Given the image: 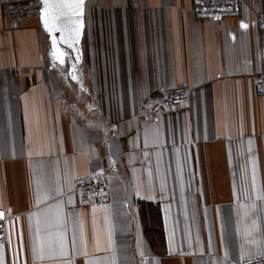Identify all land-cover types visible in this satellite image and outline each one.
<instances>
[{"label":"crops","instance_id":"crops-1","mask_svg":"<svg viewBox=\"0 0 264 264\" xmlns=\"http://www.w3.org/2000/svg\"><path fill=\"white\" fill-rule=\"evenodd\" d=\"M0 0V264H240L264 256V0H85L80 63ZM69 38V31H63ZM66 42V41H64ZM184 108L138 116L150 95ZM106 175L107 201L77 180Z\"/></svg>","mask_w":264,"mask_h":264},{"label":"built area","instance_id":"built-area-1","mask_svg":"<svg viewBox=\"0 0 264 264\" xmlns=\"http://www.w3.org/2000/svg\"><path fill=\"white\" fill-rule=\"evenodd\" d=\"M241 0H193L191 13L197 19H221L236 16L239 13ZM42 4L40 0L14 1L3 5L1 14L12 28L27 19L39 18ZM259 29H264V14L255 19ZM255 94L264 95V66L254 76ZM189 91L186 88H174L148 96L138 107L137 114L147 121L155 120L160 115L182 109L186 106ZM108 177L100 174L81 178L75 183V192L81 205H100L107 201ZM6 240V225L0 219V244ZM240 264H264V256L252 258Z\"/></svg>","mask_w":264,"mask_h":264},{"label":"water","instance_id":"water-1","mask_svg":"<svg viewBox=\"0 0 264 264\" xmlns=\"http://www.w3.org/2000/svg\"><path fill=\"white\" fill-rule=\"evenodd\" d=\"M40 2L42 4L40 17L44 30L55 48L56 59L62 61L63 53L58 55L57 50L69 45L75 52V61L78 67L80 56L76 45H78L82 34L85 0H40ZM65 29L69 31L68 39L62 34V30ZM59 46H61L60 49Z\"/></svg>","mask_w":264,"mask_h":264}]
</instances>
